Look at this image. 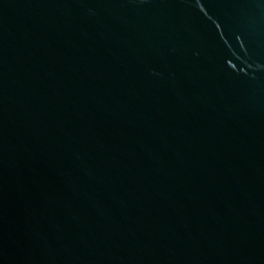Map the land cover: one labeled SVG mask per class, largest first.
Here are the masks:
<instances>
[{
  "label": "water",
  "instance_id": "95a60500",
  "mask_svg": "<svg viewBox=\"0 0 264 264\" xmlns=\"http://www.w3.org/2000/svg\"><path fill=\"white\" fill-rule=\"evenodd\" d=\"M0 264H264V0H0Z\"/></svg>",
  "mask_w": 264,
  "mask_h": 264
}]
</instances>
